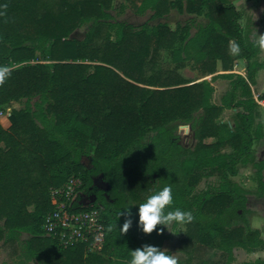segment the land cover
<instances>
[{
	"label": "trees",
	"instance_id": "trees-1",
	"mask_svg": "<svg viewBox=\"0 0 264 264\" xmlns=\"http://www.w3.org/2000/svg\"><path fill=\"white\" fill-rule=\"evenodd\" d=\"M126 1L136 11L151 9L155 18L178 7L176 0ZM233 3L187 0V12L207 21L172 29L165 22L137 28L119 21L124 6L115 8L114 0H0V66L10 71L0 83V108L22 103L13 108L8 128L0 122L2 245L20 243L37 264H128L130 250L145 244L162 249L169 239L160 225L143 232L138 204L171 185L172 207L193 215L184 224L182 264H235L234 247L250 253L264 248L261 231L245 218L246 193L233 180L240 166L253 165L264 195V161L254 160L264 140V91L257 99L252 88L264 59L258 34ZM85 26L83 39L73 37ZM230 42L239 45L238 54ZM162 52L167 63L160 61ZM238 60L246 62V76L231 73ZM189 65L202 77L217 74L219 66L228 72L212 78L229 81L220 105L212 102L210 81L180 72ZM225 109L234 112L232 128L218 122ZM179 122L194 132L191 148L178 140ZM216 176L218 182L209 184L218 187L189 195ZM72 177L82 181L75 208L98 209L105 222L100 253L84 245L63 248L44 232L51 190ZM98 177L109 185L106 195L95 188ZM85 194L98 197L86 208L80 205ZM128 219L132 225L123 232ZM210 231L222 236L223 255L214 263L197 257L211 248Z\"/></svg>",
	"mask_w": 264,
	"mask_h": 264
},
{
	"label": "rangeland",
	"instance_id": "rangeland-1",
	"mask_svg": "<svg viewBox=\"0 0 264 264\" xmlns=\"http://www.w3.org/2000/svg\"><path fill=\"white\" fill-rule=\"evenodd\" d=\"M178 1V7L171 10L169 15L164 18H155L153 17V11L147 8L145 11H136L135 8L131 7L130 3H127L126 0H114V7L120 8L124 6V10L120 15H117L116 18L119 21L129 22L137 28H140L144 23L148 22L154 26L158 25V23L165 22L172 29H175L176 26L185 25L188 22H192L196 20L197 24H202L206 22V18L204 15L190 14L186 10L187 0H176ZM234 6L241 13L242 20L246 23L248 15H254L256 19H261V25L264 18V0H234ZM249 12L251 14H249ZM115 15V13H113ZM264 27V25H262ZM87 32V27L76 31L73 34V37L83 39ZM264 34V31L263 33ZM263 55V54H262ZM263 58V57H262ZM160 61L163 63H167V54L165 52L161 53ZM239 61V60H238ZM237 61L234 63L233 72L238 73L241 72L245 74V66L239 63L237 66ZM219 66V65H218ZM222 66H219V72L222 71ZM236 71V72H235ZM184 77L189 78L190 80H197V82H201L204 80H208L214 83L215 93L213 94L212 102L216 105L221 104L222 96L228 91L230 88L229 81L220 78L212 81L210 78L214 75H209L206 77H202L197 70L189 67L185 70L180 71ZM208 78V79H206ZM217 81V82H216ZM264 84V71L259 73L256 78V83L253 85V90L255 93V97L258 99L259 96L263 93L264 89L262 85ZM262 108V116L264 123V104L260 102ZM22 107V103H13L11 106L6 105L3 108H0V122L4 126V128H8L10 126L9 118L12 114L13 108L20 109ZM233 114L234 112L229 109H225L218 122H222L224 125L233 127ZM177 137L178 140L191 148L194 143V132L191 129L189 123L179 122L177 123ZM223 153H228L231 151V148H223L221 150ZM255 162L264 161V140L256 145L255 153H254ZM85 163H88V160H85ZM258 171L256 167L253 165H248L239 168V174L233 180L234 182L241 188L248 198L247 202V211L245 214V218L247 219L249 225L253 229H258L261 231L262 238L264 239V195H262L259 191V182H258ZM219 177H214L211 180H203L200 184L196 186V188L190 189L189 195H192L196 192L207 189L209 186H219V184H209L218 182ZM66 184L59 188H55L51 190V193L56 190L64 187ZM50 193V197H51ZM33 210V207L30 208ZM241 215H244L243 212H240ZM214 217V215L212 216ZM241 224V222L239 223ZM242 225V224H241ZM169 239L166 240L162 246V249L168 250L177 260V264L184 263L187 258V252L185 250V245L182 243L187 239V226L184 224H173L170 226V230L168 229ZM212 237V241L210 244L211 248L202 249L198 258L207 260L209 262H216L220 257H222V236L216 232H209ZM28 237L24 236L23 240H26ZM195 251L197 252V245L194 246ZM189 248V247H188ZM196 255V254H195ZM264 260V248L262 250L256 252H248L241 247L233 248V263L242 264L248 262H256L257 260ZM223 262L228 261L227 257L222 258ZM37 264L36 261H29L23 253V248L21 244H12V245H2L0 242V264Z\"/></svg>",
	"mask_w": 264,
	"mask_h": 264
},
{
	"label": "built area",
	"instance_id": "built-area-1",
	"mask_svg": "<svg viewBox=\"0 0 264 264\" xmlns=\"http://www.w3.org/2000/svg\"><path fill=\"white\" fill-rule=\"evenodd\" d=\"M81 185L80 178L72 177L64 187L51 193L53 209L45 217L43 229L63 248L84 245L89 253H100L107 229L98 209L75 208L76 193Z\"/></svg>",
	"mask_w": 264,
	"mask_h": 264
},
{
	"label": "clouds",
	"instance_id": "clouds-1",
	"mask_svg": "<svg viewBox=\"0 0 264 264\" xmlns=\"http://www.w3.org/2000/svg\"><path fill=\"white\" fill-rule=\"evenodd\" d=\"M255 43L261 49H264V34H258ZM229 47L233 54H238L240 51V47L236 43L230 42ZM9 74L10 71L7 66H0V83ZM173 204L174 198L171 185H165L148 196L143 203L138 204L139 226L143 232L152 233L153 230H157L158 225L161 226L158 231L163 232L165 228L170 230V226L173 224H185L193 220V215L190 210L173 208ZM128 206L125 208H128ZM128 211L130 215V208ZM131 225L132 220H126L123 224L122 231L127 232ZM129 256L128 264H177L176 258L168 250L161 249L155 245L145 244L142 247L130 250Z\"/></svg>",
	"mask_w": 264,
	"mask_h": 264
},
{
	"label": "crops",
	"instance_id": "crops-1",
	"mask_svg": "<svg viewBox=\"0 0 264 264\" xmlns=\"http://www.w3.org/2000/svg\"><path fill=\"white\" fill-rule=\"evenodd\" d=\"M249 14H251L250 12H249ZM247 21H249V23L251 24V27H252V29L254 30L253 32L254 33H257V34H262L263 33V31H264V27H262V25H261V19H256V17L254 16V15H248V18H247ZM246 21V22H247ZM244 22V21H243ZM263 54V55H262ZM262 54H261V57H263L262 59H264V49H262ZM239 63H241V64H243L244 66H245V69H246V62L244 61V60H239V61H237V64H236V66L239 64ZM246 71V70H245ZM262 71H264V69L263 70H261L259 73H261ZM236 72V71H235ZM223 73H228V72H218L217 74H215L214 76H217L218 74H223ZM231 73H234L233 71H231ZM258 73V74H259ZM235 74H239V75H242V76H246V72H245V74H243V73H241V72H238V73H235ZM214 76H212V78L214 77ZM212 78H210L211 80H212ZM206 79H208V78H206ZM218 80L220 79V78H217ZM223 79V78H222ZM226 80V79H225ZM217 82V81H216ZM212 83V82H211ZM212 85L214 86V83H212ZM252 88H253V86H252ZM262 88L264 89V84L262 85ZM255 94V93H254Z\"/></svg>",
	"mask_w": 264,
	"mask_h": 264
},
{
	"label": "flooded vegetation",
	"instance_id": "flooded-vegetation-1",
	"mask_svg": "<svg viewBox=\"0 0 264 264\" xmlns=\"http://www.w3.org/2000/svg\"><path fill=\"white\" fill-rule=\"evenodd\" d=\"M95 188L98 190V193L102 195H106V192L109 190V185H106V182L102 179V178H95ZM97 196L96 195H88V194H85L83 195V199H82V202L84 204H86V206L84 207H89L90 205H92L93 203L96 202L97 200Z\"/></svg>",
	"mask_w": 264,
	"mask_h": 264
},
{
	"label": "water",
	"instance_id": "water-1",
	"mask_svg": "<svg viewBox=\"0 0 264 264\" xmlns=\"http://www.w3.org/2000/svg\"><path fill=\"white\" fill-rule=\"evenodd\" d=\"M106 185H108V184L106 183ZM80 205H82V206H86V204H84L83 202H81Z\"/></svg>",
	"mask_w": 264,
	"mask_h": 264
}]
</instances>
